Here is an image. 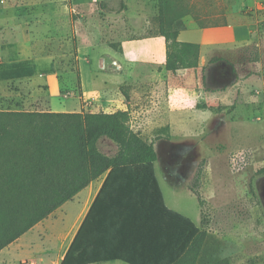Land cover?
Segmentation results:
<instances>
[{
	"label": "rangeland",
	"instance_id": "rangeland-1",
	"mask_svg": "<svg viewBox=\"0 0 264 264\" xmlns=\"http://www.w3.org/2000/svg\"><path fill=\"white\" fill-rule=\"evenodd\" d=\"M158 18L157 0H0V110L166 106L162 70L128 59L109 66L107 59L116 54L110 42L135 40L136 53L146 57L152 45L140 39L154 38ZM225 61L206 66L196 93L171 94L187 104L184 128L166 125L170 114L161 112L145 136L159 156L156 175L167 203L208 232L202 263L264 264V33ZM203 104L214 110L197 109ZM99 147L117 151L108 140ZM71 206L58 232L69 228Z\"/></svg>",
	"mask_w": 264,
	"mask_h": 264
},
{
	"label": "trees",
	"instance_id": "trees-1",
	"mask_svg": "<svg viewBox=\"0 0 264 264\" xmlns=\"http://www.w3.org/2000/svg\"><path fill=\"white\" fill-rule=\"evenodd\" d=\"M183 5L184 0H157L154 37L165 38L164 67L171 73L199 67L200 46L178 40L186 28ZM197 109L214 110L206 104ZM130 121L123 110H0V252L109 172L100 202L117 210L121 222L103 230L85 221L62 264H231L229 258L202 263L208 232L167 206L155 144ZM103 140L117 147L115 154L101 151ZM115 178L125 183L113 188ZM90 234L104 244L88 240Z\"/></svg>",
	"mask_w": 264,
	"mask_h": 264
},
{
	"label": "crops",
	"instance_id": "crops-1",
	"mask_svg": "<svg viewBox=\"0 0 264 264\" xmlns=\"http://www.w3.org/2000/svg\"><path fill=\"white\" fill-rule=\"evenodd\" d=\"M183 6L186 10L184 17L186 28L180 32L178 40L200 46L198 68L181 70L177 73L166 71L164 67L166 63V42L164 37L140 39L152 45V49L146 52V57L142 58L133 48L135 41L139 40L109 43L112 48L111 51L116 53L114 56L106 55L109 66L112 63H116L119 66L121 62L128 59L151 63L155 71L157 69L162 70L164 83H161L158 89L163 87L166 96L170 97V101L167 100L170 103L168 102L166 106L152 110V107L129 106L122 102L121 108L103 112L129 111L131 128L135 132L141 133L142 136H145L146 130L152 131V123H156L159 118L156 115L161 112L170 114V116H167L166 125L176 128L178 124L180 128H184L185 124L191 120L184 115V111L188 110L187 104L176 97H172L171 94H186L192 90L196 93L199 89L197 85H199L201 75L206 66L214 64H216V67L221 64L227 65L226 58H234L238 49L251 45L258 33H264L261 25L262 21H264V0H184ZM252 6L262 9L260 16H251L246 13V9ZM130 43L132 44L130 45ZM160 74L159 76L155 74L156 78H154V81L155 79H160ZM192 83H196V86H193ZM123 85L124 82H120L118 88ZM85 98L88 99L86 91ZM96 98L103 99L104 93L97 94ZM126 101H130V96L129 100L126 99ZM83 110L76 113H100V111L89 109ZM146 138L149 143H152V136ZM108 175L109 172L105 173L66 203L72 204V206L69 209V228L65 232H58V230L59 226L63 225L67 214L65 212L66 208H64L66 204L2 250L0 252V264H62L85 221L90 219L89 223L92 226L103 230H105L104 226L118 225L119 221L121 222L119 220L121 216H119L118 211H113V209L109 208L110 205L104 200L100 202ZM111 181L113 188L125 183L123 178H115ZM165 202L170 209L178 213L181 212L171 207L167 203L166 198ZM87 239L92 242H98L100 245L104 244L102 238H97L92 234ZM15 256L16 258L19 257L17 261L13 259ZM108 264L124 263L112 262Z\"/></svg>",
	"mask_w": 264,
	"mask_h": 264
}]
</instances>
